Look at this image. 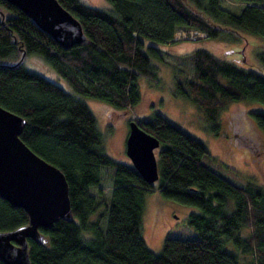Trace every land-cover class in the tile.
<instances>
[{"label": "trees", "instance_id": "obj_1", "mask_svg": "<svg viewBox=\"0 0 264 264\" xmlns=\"http://www.w3.org/2000/svg\"><path fill=\"white\" fill-rule=\"evenodd\" d=\"M106 1L109 10L59 0L87 36L82 45L65 50L31 18L0 0L5 10L0 13V105L26 119L21 138L66 175L74 214L73 222L41 228L48 245L29 240L31 263L264 264L263 186L238 185L217 173L207 162L206 144L159 113L135 120L161 141L160 178L149 185L132 162L115 160L103 150L105 136L84 100L104 101L120 112L138 106L140 79H157L158 62L165 61L161 45L175 41L184 29L235 44L243 33L264 40L263 0H239L246 3L239 11L225 9L221 0ZM238 46L230 49L237 55L232 59L203 48L191 52L185 58L194 73L185 83L188 92L178 86L217 133L226 103L248 100L264 107V50L253 70L241 65L244 49ZM24 54L43 58L64 86L26 68ZM251 118L264 132V110L252 111ZM108 176L109 196L101 187ZM157 186L161 197L200 209L189 220L199 237H168L158 254L143 235L146 199ZM28 223L24 209L0 197V232Z\"/></svg>", "mask_w": 264, "mask_h": 264}, {"label": "rangeland", "instance_id": "obj_2", "mask_svg": "<svg viewBox=\"0 0 264 264\" xmlns=\"http://www.w3.org/2000/svg\"><path fill=\"white\" fill-rule=\"evenodd\" d=\"M102 10L111 5L106 0H81ZM222 6L230 11H239L246 5L239 0H221ZM264 6V0L261 6ZM0 8V13H4ZM176 33L175 41L165 45L162 55L164 62H158L157 79H140L142 101L128 112L116 109L104 101L84 98L93 112L99 129L105 136L103 150L113 159L131 162L126 153L129 123L143 121L159 113L180 129L201 139L208 148L207 162L217 173L238 185L246 186L248 181L264 187V132L251 118L252 111H263L264 107L248 100L230 101L222 109L218 120V133L210 127L208 116L187 95L178 93L182 84L194 75L192 65L185 61L187 55L197 49H207L219 57L232 59L237 55L230 52L242 47L241 65L255 70L258 68L257 54L264 50V40L246 33L238 44L220 38H208L196 30L184 29ZM237 51V50H236ZM239 57V56H238ZM240 60V58H236ZM19 61V60H18ZM25 67L42 74L49 80L64 86V81L38 55L26 56ZM108 196L112 179L105 178L102 186ZM98 197V189H93ZM194 205L179 202L174 198L161 197L159 187L151 190L146 199L143 221V235L148 247L155 253L162 251L164 241L170 238H198L199 231L190 225V216L199 213Z\"/></svg>", "mask_w": 264, "mask_h": 264}, {"label": "water", "instance_id": "obj_3", "mask_svg": "<svg viewBox=\"0 0 264 264\" xmlns=\"http://www.w3.org/2000/svg\"><path fill=\"white\" fill-rule=\"evenodd\" d=\"M5 1L31 18L65 50L87 41L80 21L59 0ZM26 124L24 117L0 105V197L29 216L27 225L0 232V261L4 264H32L29 240L46 246L48 238L41 228L52 229L60 220L74 221L67 177L24 142L21 136ZM160 148L156 136L135 120L129 123L126 153L149 185L160 178Z\"/></svg>", "mask_w": 264, "mask_h": 264}, {"label": "built area", "instance_id": "obj_4", "mask_svg": "<svg viewBox=\"0 0 264 264\" xmlns=\"http://www.w3.org/2000/svg\"><path fill=\"white\" fill-rule=\"evenodd\" d=\"M180 32L185 34V32H184V31H179V32H177V33H180Z\"/></svg>", "mask_w": 264, "mask_h": 264}]
</instances>
